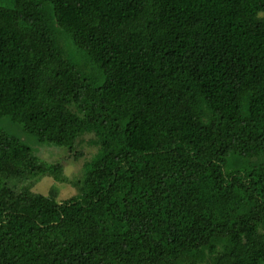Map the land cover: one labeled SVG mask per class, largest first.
I'll return each mask as SVG.
<instances>
[{"label":"trees","instance_id":"trees-1","mask_svg":"<svg viewBox=\"0 0 264 264\" xmlns=\"http://www.w3.org/2000/svg\"><path fill=\"white\" fill-rule=\"evenodd\" d=\"M0 119V264H264V0H0Z\"/></svg>","mask_w":264,"mask_h":264},{"label":"rangeland","instance_id":"rangeland-1","mask_svg":"<svg viewBox=\"0 0 264 264\" xmlns=\"http://www.w3.org/2000/svg\"><path fill=\"white\" fill-rule=\"evenodd\" d=\"M0 129L20 138V127L8 119H0ZM90 136H83L85 139H82L71 151L64 147H57L51 144H40L35 141L32 143L33 139L32 142L28 140L27 143L40 159L49 163H60L62 166V175L65 178V181H55L50 176H41L37 181L32 182V191L46 195L53 189L56 199L59 201L74 195L75 188L72 185V181L77 180L81 176L82 164L84 161L90 159L95 151L94 145L87 143Z\"/></svg>","mask_w":264,"mask_h":264}]
</instances>
